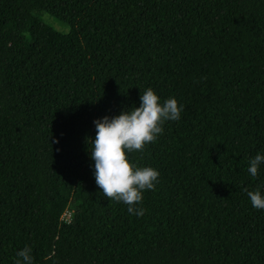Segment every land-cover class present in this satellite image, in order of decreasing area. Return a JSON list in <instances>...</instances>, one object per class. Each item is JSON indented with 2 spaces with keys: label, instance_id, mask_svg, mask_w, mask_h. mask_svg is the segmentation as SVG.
<instances>
[{
  "label": "trees",
  "instance_id": "trees-1",
  "mask_svg": "<svg viewBox=\"0 0 264 264\" xmlns=\"http://www.w3.org/2000/svg\"><path fill=\"white\" fill-rule=\"evenodd\" d=\"M148 87L184 110L128 154L159 171L137 217L86 140ZM261 150L264 0H0V264H264Z\"/></svg>",
  "mask_w": 264,
  "mask_h": 264
},
{
  "label": "clouds",
  "instance_id": "clouds-1",
  "mask_svg": "<svg viewBox=\"0 0 264 264\" xmlns=\"http://www.w3.org/2000/svg\"><path fill=\"white\" fill-rule=\"evenodd\" d=\"M139 106L122 109L118 115H105L93 121L95 137L87 138L89 158L94 163L95 183L105 197L126 204L127 211L137 217L145 209L138 207L145 190H153L159 182V171L151 166L132 163L129 155L142 151L144 146L157 139L167 121H179L184 105L175 97L162 100L148 87L139 97ZM264 167V150L248 161L247 172L258 175ZM253 208L264 210V185L247 191ZM15 264H33L32 248L25 246L17 252Z\"/></svg>",
  "mask_w": 264,
  "mask_h": 264
},
{
  "label": "rangeland",
  "instance_id": "rangeland-1",
  "mask_svg": "<svg viewBox=\"0 0 264 264\" xmlns=\"http://www.w3.org/2000/svg\"><path fill=\"white\" fill-rule=\"evenodd\" d=\"M41 19L43 20V22L49 24L54 29H56L60 32L68 33L70 31V26L68 24H66V23L62 22L61 20L49 15L46 12L41 13ZM90 205L92 206V208H94V210H96V209L99 210V205H97L95 203H91ZM104 213H105V211L101 209V212L99 213V215H100L99 219L102 218ZM71 214H72V211L67 210L63 214V218L66 220H69L71 218ZM87 220H89V216L84 217V222L88 223Z\"/></svg>",
  "mask_w": 264,
  "mask_h": 264
}]
</instances>
